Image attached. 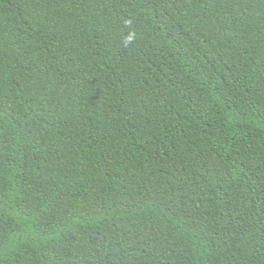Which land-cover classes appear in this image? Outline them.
Returning a JSON list of instances; mask_svg holds the SVG:
<instances>
[{
	"label": "trees",
	"instance_id": "obj_1",
	"mask_svg": "<svg viewBox=\"0 0 264 264\" xmlns=\"http://www.w3.org/2000/svg\"><path fill=\"white\" fill-rule=\"evenodd\" d=\"M0 264H264V0H0Z\"/></svg>",
	"mask_w": 264,
	"mask_h": 264
}]
</instances>
